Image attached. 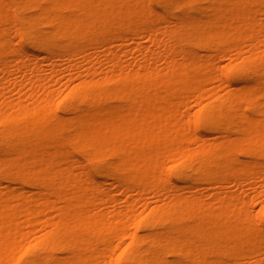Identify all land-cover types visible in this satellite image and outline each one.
<instances>
[{"label":"bare ground","instance_id":"6f19581e","mask_svg":"<svg viewBox=\"0 0 264 264\" xmlns=\"http://www.w3.org/2000/svg\"><path fill=\"white\" fill-rule=\"evenodd\" d=\"M261 38L264 0H0V264H264Z\"/></svg>","mask_w":264,"mask_h":264},{"label":"rangeland","instance_id":"374dc122","mask_svg":"<svg viewBox=\"0 0 264 264\" xmlns=\"http://www.w3.org/2000/svg\"><path fill=\"white\" fill-rule=\"evenodd\" d=\"M140 42L147 48V47H150L152 45V41L150 40V38L148 36H143L141 39H140ZM252 42H256L258 44L264 42V38H261L259 40H255V41H252ZM134 55L138 56V57H141L142 56V52H134ZM235 52L234 51H231V52H228L225 56L221 57V61H222V65H226L232 61H234L235 59ZM5 64L2 63V66H4ZM10 69L11 70H15L17 68V64H10L9 65ZM210 89V86L206 87V91ZM25 98L23 99V103L25 102ZM199 108V106H194V110H197ZM228 187L230 188V191L235 193V194H242L244 191H247V192H252V196L255 195V193H253L254 190H260V189H263L264 188V184H262L261 182H250V181H247L246 183H244V185L241 187H234L233 185H228ZM205 194H208V192H205ZM153 196V195H151ZM152 198V197H151ZM153 199H155L153 197ZM156 200V199H155ZM125 206V202L122 203V207ZM260 205H256V210H259L260 209ZM27 238V237H26ZM34 238V237H33ZM31 238V239H33Z\"/></svg>","mask_w":264,"mask_h":264}]
</instances>
